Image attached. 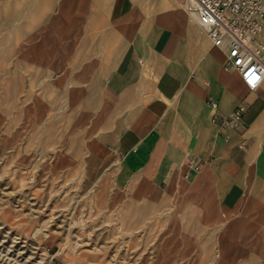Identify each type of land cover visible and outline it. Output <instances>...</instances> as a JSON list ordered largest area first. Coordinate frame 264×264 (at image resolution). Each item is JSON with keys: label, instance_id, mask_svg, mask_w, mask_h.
Segmentation results:
<instances>
[{"label": "rangeland", "instance_id": "rangeland-1", "mask_svg": "<svg viewBox=\"0 0 264 264\" xmlns=\"http://www.w3.org/2000/svg\"><path fill=\"white\" fill-rule=\"evenodd\" d=\"M60 8L0 0V264H264V156L214 223L180 191L133 182L119 162L103 168L121 113L114 73L124 33L115 36L108 17ZM52 21L72 30V43L86 23L78 44H112L111 54L83 73L51 36ZM44 52L52 57L34 69Z\"/></svg>", "mask_w": 264, "mask_h": 264}, {"label": "crops", "instance_id": "crops-1", "mask_svg": "<svg viewBox=\"0 0 264 264\" xmlns=\"http://www.w3.org/2000/svg\"><path fill=\"white\" fill-rule=\"evenodd\" d=\"M59 2L60 11L64 2L75 15L108 17L114 35L124 33L114 73L122 88L121 113L105 135L109 162L103 168L119 162L133 182L180 191L195 214L219 221L249 187L252 162L264 156V82L256 91L246 87L227 64V48L213 45L187 0ZM51 27L66 60H75L83 73L112 52L108 43L78 44L86 23L75 25L73 43L72 30L56 32V21ZM41 54L37 58L44 60L34 61V69L52 57ZM82 94L74 87L73 98ZM240 106L241 118L233 119Z\"/></svg>", "mask_w": 264, "mask_h": 264}, {"label": "built area", "instance_id": "built-area-1", "mask_svg": "<svg viewBox=\"0 0 264 264\" xmlns=\"http://www.w3.org/2000/svg\"><path fill=\"white\" fill-rule=\"evenodd\" d=\"M214 46L227 48V64L250 91L264 82V0H187ZM213 106L216 103L213 102ZM244 111L238 107L233 119Z\"/></svg>", "mask_w": 264, "mask_h": 264}, {"label": "bare ground", "instance_id": "bare-ground-1", "mask_svg": "<svg viewBox=\"0 0 264 264\" xmlns=\"http://www.w3.org/2000/svg\"><path fill=\"white\" fill-rule=\"evenodd\" d=\"M193 14H195V16L197 17V19H198V21H199V16H198L196 13H194V12H193ZM199 22H200V21H199Z\"/></svg>", "mask_w": 264, "mask_h": 264}]
</instances>
